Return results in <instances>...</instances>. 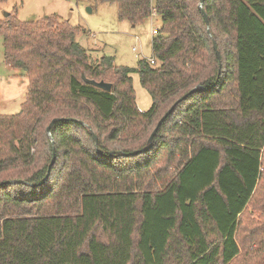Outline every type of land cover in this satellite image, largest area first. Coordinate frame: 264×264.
<instances>
[{
    "label": "trees",
    "instance_id": "1",
    "mask_svg": "<svg viewBox=\"0 0 264 264\" xmlns=\"http://www.w3.org/2000/svg\"><path fill=\"white\" fill-rule=\"evenodd\" d=\"M200 1L101 0L161 17L136 69L56 16L0 21L29 82L0 114V264H264V0Z\"/></svg>",
    "mask_w": 264,
    "mask_h": 264
},
{
    "label": "rangeland",
    "instance_id": "2",
    "mask_svg": "<svg viewBox=\"0 0 264 264\" xmlns=\"http://www.w3.org/2000/svg\"><path fill=\"white\" fill-rule=\"evenodd\" d=\"M154 4L155 0H152ZM10 16L15 23L40 22L56 16L72 27L84 30V33L79 32L78 40L85 48L99 50L100 54L94 53V57L110 56L116 66L131 69H136L140 60L152 59V39L157 35L153 32L162 26V19L157 15L138 26L120 21L118 6L101 0H6L0 4V21ZM134 47L138 49L135 52ZM23 74L5 64L4 38L0 35L1 115L13 116L20 112L29 85ZM132 78L138 108L146 112L152 107V98L143 88L139 75L134 73Z\"/></svg>",
    "mask_w": 264,
    "mask_h": 264
},
{
    "label": "water",
    "instance_id": "3",
    "mask_svg": "<svg viewBox=\"0 0 264 264\" xmlns=\"http://www.w3.org/2000/svg\"><path fill=\"white\" fill-rule=\"evenodd\" d=\"M203 3H204V0H201V1H200V5H199V9H200V11L203 13L205 21L208 23L207 16L205 15V13H204V11H203ZM214 47H215V50H216L217 48H216L215 43H214ZM83 80H84L87 84H90V85H92V86H94V87H96V88H98V89L103 90V91L111 92V90H112V85L109 84V83H105V82H99V83H98V82H96V81H92V80L87 79L85 76H83ZM166 117H167V115L164 116V117L161 119V121H160L159 124H158V127L163 123V121L166 119ZM55 122H56V120L52 121V123L49 125V127H48V129H47L48 132H50V130H51V128L53 127V125H54ZM156 132H157V129L154 131L153 135L151 136V138H150V142H152V140H153V138H154ZM94 139H95V141H96V143H97V137H96V136H94ZM54 162H55V154H54V148H53V163H54Z\"/></svg>",
    "mask_w": 264,
    "mask_h": 264
},
{
    "label": "crops",
    "instance_id": "4",
    "mask_svg": "<svg viewBox=\"0 0 264 264\" xmlns=\"http://www.w3.org/2000/svg\"><path fill=\"white\" fill-rule=\"evenodd\" d=\"M80 38H82V37H80ZM79 39V38H78ZM84 39V38H83ZM136 39H139L138 37H136ZM79 41V43L81 44V42H80V40H78ZM81 46L83 47V48H85L82 44H81ZM86 50H88V51H90L91 53H92V55H94V53H99L100 54V52H99V50H97V49H91V48H85ZM100 57H102V56H100ZM24 81V80H23ZM29 84V83H28ZM28 87V86H27Z\"/></svg>",
    "mask_w": 264,
    "mask_h": 264
},
{
    "label": "built area",
    "instance_id": "5",
    "mask_svg": "<svg viewBox=\"0 0 264 264\" xmlns=\"http://www.w3.org/2000/svg\"><path fill=\"white\" fill-rule=\"evenodd\" d=\"M153 16H156V15L154 14ZM153 33H154V34H157V31H154ZM136 40L139 41L138 39H136ZM137 50H138L137 47H134V48H133V51H134V52L137 51ZM149 61H150L152 64H154V62H155V60H154L153 58L150 59Z\"/></svg>",
    "mask_w": 264,
    "mask_h": 264
}]
</instances>
